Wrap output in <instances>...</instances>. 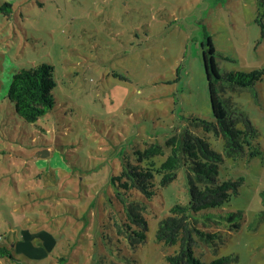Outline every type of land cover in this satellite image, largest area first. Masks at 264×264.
I'll return each instance as SVG.
<instances>
[{"label": "rangeland", "instance_id": "374dc122", "mask_svg": "<svg viewBox=\"0 0 264 264\" xmlns=\"http://www.w3.org/2000/svg\"><path fill=\"white\" fill-rule=\"evenodd\" d=\"M2 2L12 9L0 12V245L19 260L0 257V264H93L100 253L126 256L125 264H167L179 245L157 241V229L173 205L189 202L193 173L182 166L167 185L157 177L147 239L136 247L109 235L110 176L124 153L165 145L186 126L223 154L221 179L241 180L231 200L198 214L199 227L222 238L216 249L196 244V256L264 264V79L221 90L255 125L260 154L245 147L228 155L224 137L194 120H214L208 38L221 74L264 67V0ZM44 62L55 68V104L28 122L7 94L16 71ZM232 212L242 213L238 228L219 218ZM208 214L220 222L205 224Z\"/></svg>", "mask_w": 264, "mask_h": 264}, {"label": "trees", "instance_id": "16d2710c", "mask_svg": "<svg viewBox=\"0 0 264 264\" xmlns=\"http://www.w3.org/2000/svg\"><path fill=\"white\" fill-rule=\"evenodd\" d=\"M11 9V3H0V12L9 16ZM258 21L264 34V22L261 18ZM207 46L203 59L214 120L200 117H194V120H198L206 131L214 129L224 137V151L228 155L237 158L245 153V147H253V155L260 154V147L255 145V125L244 110L224 98L221 90L225 92L236 87L254 86L264 79V67L221 74L211 38H208ZM56 84L54 66L44 62L16 71L7 96L14 104L17 114L28 122H36L54 107L53 90ZM240 123L244 124V127H240ZM166 147L170 148L168 155L165 152ZM157 156L166 157L158 163ZM223 160V154L214 150L206 138L196 134L189 126L168 138L165 145L148 143L143 149L137 148L124 153L119 172L110 176L112 194L109 198L113 210L107 224L109 235L114 233L121 236L131 247L146 241L148 220L145 212L147 203L157 193V177H160L159 184L167 185L176 178L178 170L186 166L193 173L190 179V200L186 204L173 205L170 215L160 221L156 233L157 241L167 245H179L176 253L167 256V264H233L232 255L215 257L206 262L195 254L196 244L216 249L217 239L221 236L220 231L210 232L200 228L198 214L205 209L213 210L223 206L238 193L241 183V180L221 179L220 165ZM118 205L120 207H117ZM117 208L120 209L118 212ZM115 213L117 215H114ZM237 215L242 216V213L232 212L229 216L219 218L222 221L235 220L231 226L238 228L240 221L236 220ZM211 216H204L205 224L220 222ZM105 236L104 233V238ZM114 243L116 242H112V245L109 243L112 251L117 250V244ZM13 250L7 245H0V257L19 260ZM115 255L114 257L120 258L121 254ZM116 258L110 259L100 253L93 264H125L127 261L126 256H121L122 260Z\"/></svg>", "mask_w": 264, "mask_h": 264}, {"label": "water", "instance_id": "95a60500", "mask_svg": "<svg viewBox=\"0 0 264 264\" xmlns=\"http://www.w3.org/2000/svg\"><path fill=\"white\" fill-rule=\"evenodd\" d=\"M43 153V152H42Z\"/></svg>", "mask_w": 264, "mask_h": 264}]
</instances>
